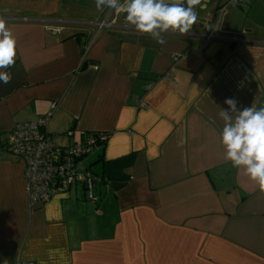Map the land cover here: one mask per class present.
I'll return each mask as SVG.
<instances>
[{
    "label": "crops",
    "instance_id": "1",
    "mask_svg": "<svg viewBox=\"0 0 264 264\" xmlns=\"http://www.w3.org/2000/svg\"><path fill=\"white\" fill-rule=\"evenodd\" d=\"M197 7L160 45L95 0H0L16 39L0 82V264H264V192L224 159L219 116L229 98L264 107V0ZM53 104L56 144L108 138L82 165L94 199L76 183L30 207L3 144Z\"/></svg>",
    "mask_w": 264,
    "mask_h": 264
},
{
    "label": "clouds",
    "instance_id": "2",
    "mask_svg": "<svg viewBox=\"0 0 264 264\" xmlns=\"http://www.w3.org/2000/svg\"><path fill=\"white\" fill-rule=\"evenodd\" d=\"M236 0H233L235 4ZM201 0H95L97 11L105 7L116 13L126 14L129 24L137 31L151 34L160 45L166 43L162 33L179 32L187 34L196 24V6ZM16 39L0 17V82L7 84L12 77L3 69L15 64ZM228 110L221 109L219 116L224 121L220 142L224 148V159L244 173L264 192V107L255 104L237 108L238 101L229 98L224 101ZM235 114L233 116L232 114Z\"/></svg>",
    "mask_w": 264,
    "mask_h": 264
},
{
    "label": "built area",
    "instance_id": "3",
    "mask_svg": "<svg viewBox=\"0 0 264 264\" xmlns=\"http://www.w3.org/2000/svg\"><path fill=\"white\" fill-rule=\"evenodd\" d=\"M94 25L102 28L111 27L112 23L104 17L96 20ZM214 34V31H208L203 36L210 39L216 36ZM177 56L173 55L174 58ZM54 106L51 105L50 111L34 120L15 124L3 144L7 152L23 163L25 190L30 207L45 203L56 194L68 192L76 183L84 186L88 199H94L93 184L98 177L90 169L82 168V165L95 147L104 145L108 135L91 133L71 145L56 144L47 128ZM141 107H146L145 103L142 102ZM72 133V130L66 131L67 136Z\"/></svg>",
    "mask_w": 264,
    "mask_h": 264
},
{
    "label": "water",
    "instance_id": "4",
    "mask_svg": "<svg viewBox=\"0 0 264 264\" xmlns=\"http://www.w3.org/2000/svg\"><path fill=\"white\" fill-rule=\"evenodd\" d=\"M200 8V10H203L204 8H202V7H199ZM198 10V7L196 6V11ZM119 17H120V19L121 20H123V21H125V22H127L128 23V21H127V19H126V14H124V13H119ZM129 24V23H128Z\"/></svg>",
    "mask_w": 264,
    "mask_h": 264
},
{
    "label": "rangeland",
    "instance_id": "5",
    "mask_svg": "<svg viewBox=\"0 0 264 264\" xmlns=\"http://www.w3.org/2000/svg\"><path fill=\"white\" fill-rule=\"evenodd\" d=\"M88 17V16H87ZM84 20H91L90 18H88V19H84ZM56 142H58L59 144H62L63 142H61V141H56ZM88 157H87V159H85V165L86 166H88V164L87 163H89V161H90V156L91 155H87ZM85 165H84V167H85ZM92 166V165H91Z\"/></svg>",
    "mask_w": 264,
    "mask_h": 264
}]
</instances>
